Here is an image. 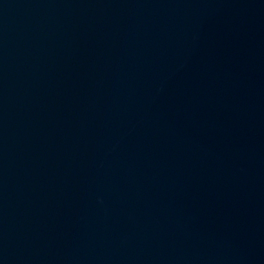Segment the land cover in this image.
<instances>
[{
  "label": "water",
  "instance_id": "obj_1",
  "mask_svg": "<svg viewBox=\"0 0 264 264\" xmlns=\"http://www.w3.org/2000/svg\"><path fill=\"white\" fill-rule=\"evenodd\" d=\"M0 264H264V0H0Z\"/></svg>",
  "mask_w": 264,
  "mask_h": 264
}]
</instances>
